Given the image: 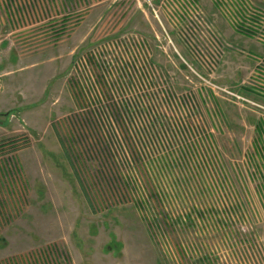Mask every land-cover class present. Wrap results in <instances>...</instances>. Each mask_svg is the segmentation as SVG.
Masks as SVG:
<instances>
[{
	"label": "rangeland",
	"instance_id": "obj_1",
	"mask_svg": "<svg viewBox=\"0 0 264 264\" xmlns=\"http://www.w3.org/2000/svg\"><path fill=\"white\" fill-rule=\"evenodd\" d=\"M189 3L191 35L177 0H0V147L27 194L17 216L0 208V264H264V97L245 82L264 44L228 4ZM135 35L140 88L115 70ZM100 65L117 79L101 100L131 111L81 94Z\"/></svg>",
	"mask_w": 264,
	"mask_h": 264
},
{
	"label": "built area",
	"instance_id": "obj_2",
	"mask_svg": "<svg viewBox=\"0 0 264 264\" xmlns=\"http://www.w3.org/2000/svg\"><path fill=\"white\" fill-rule=\"evenodd\" d=\"M167 1V0H166ZM180 6L179 13L176 11L178 20L177 23L182 25H192V30L189 29L188 33L191 35L193 32H196V26L200 22V20L203 18L201 8L193 3H189V0H177ZM219 3V6L228 4L230 6V11H233L236 17V27L239 31L248 34L250 36H253L258 39L259 42L264 44V9H261V7H257L253 4H251L248 0H216ZM233 6L237 8V12L234 11ZM167 10V9H166ZM175 10V8H174ZM200 10V11H199ZM194 12L198 13V18L194 16ZM173 13V12H172ZM232 19L235 20L234 15L232 12H230ZM226 15V14H225ZM187 19L186 22L183 24V20ZM173 20V19H172ZM174 21V20H173ZM176 22V21H175ZM193 23V24H192ZM197 24V25H195ZM195 25V26H194ZM192 32V33H191ZM136 38H140V41L136 39L135 43L132 45V50L134 55H132V62H130L128 65H119L117 68L115 67V70L119 71L121 76L120 78L130 79L134 82V85L131 83L132 87L140 88L142 87L138 75L142 77L141 71H143L145 78L148 80V76L145 73L144 68L149 73L150 67L144 62L143 56L147 59V56L149 55V47L145 39L141 36L135 35ZM195 36V35H193ZM212 47V45H211ZM145 48L146 51L140 50ZM215 48V47H214ZM253 59V69L251 73L249 74L248 78L245 80L247 88L255 91L258 95L264 97V53L258 54V53H252L249 54ZM142 61V62H141ZM106 72L104 69L101 72V65L100 68L97 67V73L94 71V76L92 74L87 75L81 80V87L80 92L85 93L89 104L92 107H112L116 111L120 110L121 112H127V109L131 111L133 107L130 105L127 99L124 98V101L122 100L120 104L110 102L111 100H101V92H99L98 89L101 88L102 93H106L111 97V94H113V88L117 82V79H113L110 72L114 76V71L112 69H109L107 67ZM117 71V72H118ZM150 78L152 77L149 75ZM138 79V82L136 81ZM144 81V80H143ZM140 85V86H139ZM100 87V88H99ZM188 101V103L186 102ZM183 103H186L187 105L191 104L190 100H183ZM89 106V105H88ZM97 108V109H99ZM105 112H110L109 110H104ZM112 112V111H111ZM113 113V112H112ZM135 119V117L133 118ZM127 128L131 130V127L129 124H127ZM4 148L0 147V178L5 177L7 179L14 178L13 183V192H16L15 195H7L8 198H11V206L10 208L7 205L8 199L6 197L0 196V208H4L5 206V214H7V220L10 218V213L13 214L16 210V216L22 212V207L26 206V198L27 194L24 189V185L20 187V190L18 192L15 183V171L13 170V166L15 164L10 161V157L7 155V153H4ZM6 168H2V167ZM16 167V166H15ZM12 185H8V187H11ZM19 188V186H18ZM19 193V194H18ZM19 195L22 196V199L18 198ZM14 215V214H13ZM11 221V220H9ZM7 221V222H9ZM6 222V223H7ZM42 251V250H40ZM44 251V250H43ZM5 257L3 259L4 264H70V259L68 260L67 256H46L42 253L40 255H26L21 257Z\"/></svg>",
	"mask_w": 264,
	"mask_h": 264
}]
</instances>
